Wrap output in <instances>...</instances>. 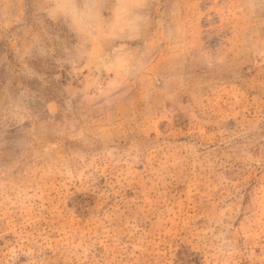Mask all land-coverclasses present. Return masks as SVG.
<instances>
[{
  "label": "rangeland",
  "instance_id": "obj_1",
  "mask_svg": "<svg viewBox=\"0 0 264 264\" xmlns=\"http://www.w3.org/2000/svg\"><path fill=\"white\" fill-rule=\"evenodd\" d=\"M0 264H264V0H0Z\"/></svg>",
  "mask_w": 264,
  "mask_h": 264
}]
</instances>
